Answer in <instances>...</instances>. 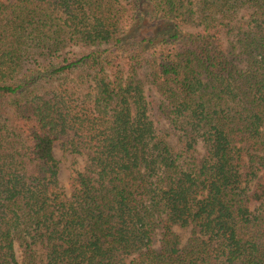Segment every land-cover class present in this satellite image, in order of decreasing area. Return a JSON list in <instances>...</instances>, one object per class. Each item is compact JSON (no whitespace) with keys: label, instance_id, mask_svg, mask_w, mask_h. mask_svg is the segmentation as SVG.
Masks as SVG:
<instances>
[{"label":"trees","instance_id":"obj_1","mask_svg":"<svg viewBox=\"0 0 264 264\" xmlns=\"http://www.w3.org/2000/svg\"><path fill=\"white\" fill-rule=\"evenodd\" d=\"M0 264H264V0H0Z\"/></svg>","mask_w":264,"mask_h":264},{"label":"rangeland","instance_id":"obj_2","mask_svg":"<svg viewBox=\"0 0 264 264\" xmlns=\"http://www.w3.org/2000/svg\"><path fill=\"white\" fill-rule=\"evenodd\" d=\"M9 2H12L14 0H6ZM144 74H141V78L144 82L145 86V92L148 100H152V105H151V111H150V116L151 118L156 121L157 123H161V126L164 128L168 127V124L164 122L163 120H159V117L156 114V107L159 101V97L157 93L155 92L154 88L147 83V81L144 79ZM198 149V154L199 156H202L204 154V148L202 143H199L197 146ZM54 154L59 161V168H60V173H59V184L61 188L67 192L68 194L70 193L69 189V184L71 181L72 176L78 172L82 171L85 168L86 165V156L85 154H71L63 149V143L62 142H57L54 147ZM175 232L178 234L180 237V242L181 246H185L191 237L192 234V227H180L177 226L175 227ZM19 255V252H18Z\"/></svg>","mask_w":264,"mask_h":264}]
</instances>
